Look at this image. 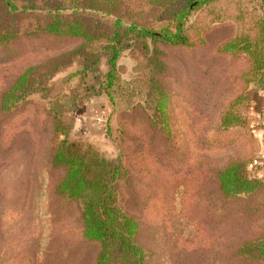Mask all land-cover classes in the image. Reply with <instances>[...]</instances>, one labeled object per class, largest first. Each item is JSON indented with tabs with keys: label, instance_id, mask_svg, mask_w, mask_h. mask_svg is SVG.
Masks as SVG:
<instances>
[{
	"label": "rangeland",
	"instance_id": "374dc122",
	"mask_svg": "<svg viewBox=\"0 0 264 264\" xmlns=\"http://www.w3.org/2000/svg\"><path fill=\"white\" fill-rule=\"evenodd\" d=\"M11 1L14 11L0 0V264L95 262L80 203L55 193L65 174L51 164L64 138L55 114L70 143L123 169L117 204L139 223L146 264H264L236 253L264 237V74L239 48L224 50L236 39L264 51V0L194 8L184 22L188 46L125 34L130 25L174 30L183 0ZM52 17L79 20L94 39L43 31ZM116 19L122 49L106 92ZM25 71L28 95L3 109ZM154 85L170 96V131L151 127ZM226 112L235 126L221 127ZM232 164L263 182L257 194L225 200L217 176Z\"/></svg>",
	"mask_w": 264,
	"mask_h": 264
},
{
	"label": "trees",
	"instance_id": "16d2710c",
	"mask_svg": "<svg viewBox=\"0 0 264 264\" xmlns=\"http://www.w3.org/2000/svg\"><path fill=\"white\" fill-rule=\"evenodd\" d=\"M215 0H183L182 5L175 11L174 30L153 31L146 28L127 26L126 35H134L137 38L159 39L172 45L188 46V38L184 32V22L188 14L194 9ZM10 11L16 10L11 0H3ZM195 3V4H194ZM115 32L108 39L107 52L109 55L110 69L105 75L101 86L105 91L116 85V62L122 48L123 35L121 21L115 20ZM43 31L55 35L89 39L94 37L85 31L83 24L74 19L62 21L61 18H51ZM257 37H264V14L259 22ZM247 53L253 60V71L264 74V51L259 49L257 42L245 40L243 46L233 39L224 45L225 51L237 49ZM31 71H25L14 83L12 88L2 97V108L7 109L18 100L26 97L29 87ZM170 96L159 89L152 87L149 94V103L153 111L151 127L159 130L170 131L169 105ZM237 117L226 112L221 119L222 128H229L237 124ZM159 127V128H158ZM54 132L63 136L59 140L56 150L51 158L53 167L64 168L65 174L57 183L55 193L68 201H77L81 205L80 218L82 221V238L98 246L94 264H146L147 253L137 245L136 237L139 231V223L124 212L117 204V180L123 172L121 166L106 159L92 147L81 149L75 143L68 141V128L61 124L57 114L53 118ZM219 189L227 199H235L240 196L255 195L262 187L260 180L244 177L238 164H232L225 168L217 176ZM236 253L248 258L258 259L264 263V237L254 242H248L236 250ZM42 264V263H41Z\"/></svg>",
	"mask_w": 264,
	"mask_h": 264
}]
</instances>
